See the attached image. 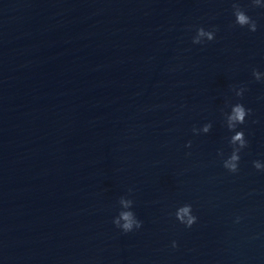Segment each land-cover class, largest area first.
<instances>
[{"label":"water","instance_id":"95a60500","mask_svg":"<svg viewBox=\"0 0 264 264\" xmlns=\"http://www.w3.org/2000/svg\"><path fill=\"white\" fill-rule=\"evenodd\" d=\"M234 2L257 32L234 26ZM200 27L216 39L193 44ZM253 70L264 10L250 0H0V264H264ZM236 102L252 116L231 174ZM124 200L139 231L115 225Z\"/></svg>","mask_w":264,"mask_h":264},{"label":"clouds","instance_id":"9594fccd","mask_svg":"<svg viewBox=\"0 0 264 264\" xmlns=\"http://www.w3.org/2000/svg\"><path fill=\"white\" fill-rule=\"evenodd\" d=\"M250 6L255 9L264 10V0H250ZM232 15L234 17V26L241 29H247V31L251 33L257 32V20L249 15L248 11L242 7L239 2H234L232 4ZM215 39L216 31L213 29L208 30L204 27H200L197 29L196 36L193 38L192 43L196 45H202L213 42ZM252 77L256 82H264V72L253 70ZM246 92V87L241 86L236 88V94L241 98L244 97ZM251 116L252 110L241 102L232 104L230 110L226 114V126L228 131L231 133L229 138L231 150L226 156H223L221 164L228 173L237 174L240 171L241 154L249 147V141L243 126L246 125L248 119ZM211 130V123H205L199 129H195L194 134L200 135L202 133L207 135L211 132ZM186 147L191 148V142H189ZM252 166L257 172L264 173V160H254L252 162ZM121 204L124 210L115 220V225L120 230V232L123 234H129L142 229L143 222L133 211H131V202L124 200L121 201ZM240 220V217H236L235 223H239ZM177 222L189 229L197 224L198 217L194 214L191 204H185L181 207L179 212V220ZM176 247L177 244L175 241H173L172 248Z\"/></svg>","mask_w":264,"mask_h":264}]
</instances>
